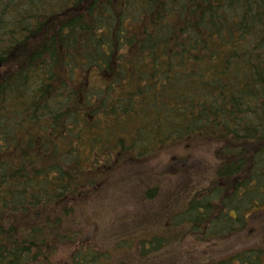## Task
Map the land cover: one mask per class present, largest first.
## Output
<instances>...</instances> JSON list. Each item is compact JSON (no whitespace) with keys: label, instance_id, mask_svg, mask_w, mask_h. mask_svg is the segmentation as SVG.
Returning <instances> with one entry per match:
<instances>
[{"label":"trees","instance_id":"16d2710c","mask_svg":"<svg viewBox=\"0 0 264 264\" xmlns=\"http://www.w3.org/2000/svg\"><path fill=\"white\" fill-rule=\"evenodd\" d=\"M262 212L264 0H0V264H264L178 248Z\"/></svg>","mask_w":264,"mask_h":264},{"label":"rangeland","instance_id":"374dc122","mask_svg":"<svg viewBox=\"0 0 264 264\" xmlns=\"http://www.w3.org/2000/svg\"><path fill=\"white\" fill-rule=\"evenodd\" d=\"M200 156L202 158V156H205V155L203 153L192 154L191 158H190V163L191 164H197ZM158 164H159V167L161 166L164 169L165 166H168L171 163H157L156 161H153V163L149 164L147 167L153 168V170L157 171L158 170ZM165 177H167V175L161 176V179L164 182L168 181L167 179H165ZM169 178L171 179L172 176H170ZM161 194H163V191H161ZM176 202L179 203L180 200H176V201L173 200L172 202H170V204L171 203L175 204ZM150 207L151 208H149L147 206L144 210L139 209V208H133V209L132 208H127V209L117 208L114 211H112V210L109 211L110 213L108 212L109 216L111 218L105 217L104 219L100 215V212H102V211L97 210L95 208H89L84 213L80 214L79 216L89 215L93 219V221L97 220V216H98L99 220H98L97 224L94 226V230L99 231V234H103V232L105 231V228L107 226H110V224H112V223L116 224L118 222H121L124 219V217L129 215L131 212L133 215H135V217H138L139 221H140V218H143V217L139 216L141 214H145L146 219H151L155 215V212L153 209L156 207L155 206H150ZM255 215L256 216L253 218L250 217L249 231L245 232L243 235L242 234H239L238 236L235 235L234 238H233V236H228L225 239H220L222 236L221 237L220 236L210 237V239L207 238V239H202L200 241L197 240V242H196L197 245L193 244L190 241V239H188V240H185L186 242L184 245H181V246L178 245V246H180V247H178L179 252H181V254H179V256H181L182 258L185 257V259H186V254L190 253V251H192L195 247L198 249H201V254H199L198 256L209 255V254L214 255V256H218V255L225 254L228 251H233L235 249H238L243 245H249V244H254V243L256 244V242L258 241L257 238L255 236L250 235V234H252V232H254L253 231L254 228H258V226L260 224L259 220H261V219L264 220V212H262L260 214H255ZM79 225H80V227L83 226V222L81 220L78 223V226ZM85 232H87V230H85ZM90 234H94L92 230H90ZM121 235H122V233H121ZM256 235H258V234H256ZM117 236H119V235H117ZM241 237L244 238V240H241ZM105 239H104V235H103L102 239L99 241V246L101 248H102L101 245L105 242ZM116 239H114L113 241L110 242V246L112 245V247H113V249L117 255V254H119L118 253L119 248L117 247ZM69 245H68V243H65L60 247V249H59L60 252L58 254V257H60V258L58 260V264H69L70 253L72 251H74L72 248H70ZM227 246H229L230 249H228ZM178 248L176 247V249H178ZM180 248H182V249H180ZM202 248H204V249H202ZM171 250L172 249L169 246L167 252H169ZM175 259H176V257H174L173 260H175ZM175 263L176 262L169 261L168 264H175ZM156 264H159V263H156Z\"/></svg>","mask_w":264,"mask_h":264}]
</instances>
